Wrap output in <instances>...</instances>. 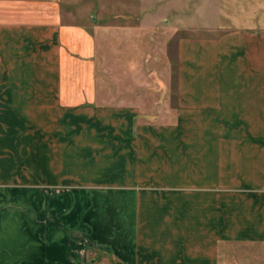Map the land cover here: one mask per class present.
Listing matches in <instances>:
<instances>
[{
	"label": "crops",
	"instance_id": "1",
	"mask_svg": "<svg viewBox=\"0 0 264 264\" xmlns=\"http://www.w3.org/2000/svg\"><path fill=\"white\" fill-rule=\"evenodd\" d=\"M240 6L180 37L174 95L107 104L98 31L0 0V264H264V0Z\"/></svg>",
	"mask_w": 264,
	"mask_h": 264
},
{
	"label": "rangeland",
	"instance_id": "2",
	"mask_svg": "<svg viewBox=\"0 0 264 264\" xmlns=\"http://www.w3.org/2000/svg\"><path fill=\"white\" fill-rule=\"evenodd\" d=\"M56 1L64 23L98 31V77L106 79L115 99L131 92L155 99L165 83L174 95L180 37L200 33L209 21L220 30L234 26L242 8L241 0ZM115 80L119 94L112 86ZM115 99L106 103H120Z\"/></svg>",
	"mask_w": 264,
	"mask_h": 264
}]
</instances>
